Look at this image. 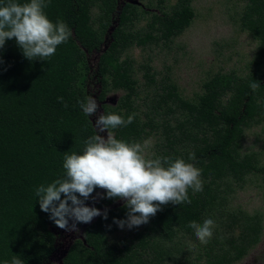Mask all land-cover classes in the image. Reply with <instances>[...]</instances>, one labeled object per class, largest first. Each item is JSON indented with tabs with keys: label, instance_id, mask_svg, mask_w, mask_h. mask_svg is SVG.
<instances>
[{
	"label": "trees",
	"instance_id": "1",
	"mask_svg": "<svg viewBox=\"0 0 264 264\" xmlns=\"http://www.w3.org/2000/svg\"><path fill=\"white\" fill-rule=\"evenodd\" d=\"M193 2L50 0L48 18L63 20L72 32L55 55L28 60L15 39L0 49V264L13 255L24 264H47L56 252L57 226L41 211L35 190L62 178L64 154L82 153L97 134L79 106L93 78L103 113L136 114L133 123L112 130L116 138L151 139L155 156L193 163L202 170L203 191L189 189L191 204L161 206L119 242L113 219H126L125 201L99 199L95 207L108 209V219L85 224L61 264H236L260 244L264 213L235 208L232 201L253 177L264 178V0H233V20L256 44L252 59L244 68L209 74L191 98L170 72L158 80L151 58L137 66L130 53L170 48L193 24ZM254 80L261 85L255 92L249 87ZM113 92L123 93L115 105L107 103ZM254 128L260 145L245 151L246 132ZM98 194L106 192L96 189L93 197ZM208 218L215 228L204 245L188 225Z\"/></svg>",
	"mask_w": 264,
	"mask_h": 264
},
{
	"label": "clouds",
	"instance_id": "2",
	"mask_svg": "<svg viewBox=\"0 0 264 264\" xmlns=\"http://www.w3.org/2000/svg\"><path fill=\"white\" fill-rule=\"evenodd\" d=\"M49 3L50 0H30L23 4L7 0L0 5V49L7 40L15 39L28 60L47 61L55 55L57 47L66 43L72 32L63 20L53 23L48 18L45 9ZM260 86L255 80L249 84L253 92ZM58 101L63 102V97ZM79 106L89 117L97 115L100 109L92 96L80 101ZM135 115L125 119L119 114L100 112L94 122L97 134L85 141L82 153L64 154L65 175L35 190L41 211L49 213L57 227L79 232L78 224H89L101 216L107 220L108 209L101 212L86 204L89 198H99L125 201L126 219L114 218L113 223L121 230H131L149 223L163 205L191 204L189 189L193 193L203 191L202 170L193 163L154 153L150 157L151 139L129 143L116 138L112 130L133 123ZM188 159L195 160V153H190ZM96 189L104 190L106 195L93 197ZM188 227L194 230L201 244L207 245L213 237L215 222L210 218L203 223L191 221ZM3 264H24V261L13 255Z\"/></svg>",
	"mask_w": 264,
	"mask_h": 264
},
{
	"label": "rangeland",
	"instance_id": "3",
	"mask_svg": "<svg viewBox=\"0 0 264 264\" xmlns=\"http://www.w3.org/2000/svg\"><path fill=\"white\" fill-rule=\"evenodd\" d=\"M124 1L129 0H120V5ZM154 1L157 2V0ZM175 2L176 0H170L171 4ZM193 7L196 12L193 24L176 39L170 48L160 46L144 51L133 49L130 52L137 66L151 58L152 65L158 73V80L170 72L180 91L187 98L201 91L202 83L209 74L219 70L229 71L235 66L244 68L252 59L256 48L254 40L248 34L241 32L233 20L235 8L233 0H194ZM105 48L106 46L103 49ZM89 58L90 65L94 69L99 54H92ZM89 93L100 105L97 113L99 115L103 111L98 100L99 85L96 78L90 82ZM122 94V92L109 94L107 103L115 105ZM97 115L90 117L93 125ZM258 132L257 128L246 132L243 143L245 151L258 149L260 145L257 139ZM104 135L106 137V133ZM152 142L149 150L150 157L155 150V141ZM98 200L99 198L92 199L86 204L89 207H95ZM121 202L123 201H119ZM232 203L235 208H242L247 212L262 211L264 213V178L253 177L244 189L235 194ZM77 226L80 229L79 232H69L59 227L52 228L57 238L56 252L47 264H61L73 241L82 238L85 224ZM131 231L132 229L127 228L119 229L113 238L119 242L130 236ZM236 264H264V233L260 244Z\"/></svg>",
	"mask_w": 264,
	"mask_h": 264
},
{
	"label": "water",
	"instance_id": "4",
	"mask_svg": "<svg viewBox=\"0 0 264 264\" xmlns=\"http://www.w3.org/2000/svg\"><path fill=\"white\" fill-rule=\"evenodd\" d=\"M120 204V203H119ZM83 237V236H82Z\"/></svg>",
	"mask_w": 264,
	"mask_h": 264
}]
</instances>
